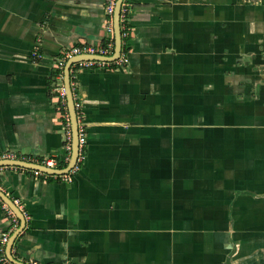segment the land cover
Segmentation results:
<instances>
[{
	"label": "crops",
	"instance_id": "1",
	"mask_svg": "<svg viewBox=\"0 0 264 264\" xmlns=\"http://www.w3.org/2000/svg\"><path fill=\"white\" fill-rule=\"evenodd\" d=\"M128 1L126 64L76 71L86 141L71 179L0 170L25 220L13 257L264 264V0ZM105 4L0 0V152L67 164L53 72L63 49L102 43Z\"/></svg>",
	"mask_w": 264,
	"mask_h": 264
},
{
	"label": "built area",
	"instance_id": "2",
	"mask_svg": "<svg viewBox=\"0 0 264 264\" xmlns=\"http://www.w3.org/2000/svg\"><path fill=\"white\" fill-rule=\"evenodd\" d=\"M116 0H106L105 4V13L107 15L106 25L104 27L106 35L103 38V41L98 46L94 45H74L69 48L63 49L60 52V56L56 62L55 65V77L58 78V81H56L55 85H53L52 90L57 93V97L60 100L62 104L66 102L65 97V89L62 82V71L64 64L66 60L74 55L78 54H96L99 56H108L112 54L113 48H114V35H113V11L115 7ZM129 13H130V3L128 0H122L120 5V12H119V27H120V33H121V51L119 56L114 59L113 61H110L112 63L117 64H126V54H127V42L129 40L130 34H131V28L129 24ZM33 55L39 56L36 52L33 53ZM109 62L105 61H99V60H83L79 62H75L70 66L69 69V77H70V89L72 92L73 100L76 98V87H77V81H76V71L78 70V65L81 64L84 67H90L94 65H100L105 64ZM74 105L77 111V124H78V156L76 159V162L71 169L64 174H60L59 176L62 177L64 180H70L73 172H75L78 169L79 161L82 158V151L83 147L85 145V130L83 125L80 123L78 119V107L79 103H77L74 100ZM66 122H65V136H64V143H63V150L67 151V154H64L63 160L65 163L68 162L71 152V129H70V121L69 116L66 113ZM1 159H19L24 160L27 162L29 159H26L25 157H19L14 154V152L10 150H5L0 152V160ZM58 160L56 157L51 155H45L42 156L40 161H37L38 164H42L47 167L55 168L58 166ZM3 166H0V170ZM14 205L19 209L22 210V204L18 198H12L11 199ZM3 208L6 212V220H7V227L4 232H2L0 237V262L5 264H14L9 261L5 254V245L9 238V236L18 228L19 219L15 215V213L11 210V208L3 202ZM23 213V212H22ZM30 264H41L38 262H30Z\"/></svg>",
	"mask_w": 264,
	"mask_h": 264
},
{
	"label": "water",
	"instance_id": "3",
	"mask_svg": "<svg viewBox=\"0 0 264 264\" xmlns=\"http://www.w3.org/2000/svg\"><path fill=\"white\" fill-rule=\"evenodd\" d=\"M121 2L122 0H116L113 11L114 48L112 54L108 56H99L96 54H78L68 58L64 64L62 71V82L65 89L66 104H67L70 129H71V152L67 164L62 168H56V167L51 168L44 166L42 164L27 162L19 159H1L0 166H20V167L35 169L40 172H46L49 174H59V175L67 173L71 169V167L74 166L78 156V124H77V111L74 105V100L69 84L70 83L69 69L70 66L75 62H79L83 60H99V61L110 62L119 56L121 51V33L119 27V12H120ZM0 199L11 208V210L15 213V215L20 221L18 228L14 232H12V234L9 236L6 242L5 254L9 259V261L14 264H30L16 260L11 252V247L14 243V240L25 222L22 212L14 205L11 198L5 195L4 192H2L1 190H0Z\"/></svg>",
	"mask_w": 264,
	"mask_h": 264
},
{
	"label": "trees",
	"instance_id": "4",
	"mask_svg": "<svg viewBox=\"0 0 264 264\" xmlns=\"http://www.w3.org/2000/svg\"><path fill=\"white\" fill-rule=\"evenodd\" d=\"M56 72H53V75H55ZM63 164L60 163V166H62Z\"/></svg>",
	"mask_w": 264,
	"mask_h": 264
}]
</instances>
